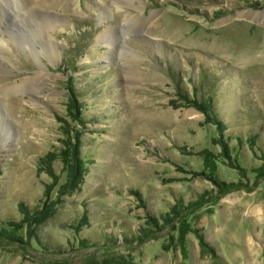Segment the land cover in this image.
<instances>
[{"label": "rangeland", "instance_id": "1", "mask_svg": "<svg viewBox=\"0 0 264 264\" xmlns=\"http://www.w3.org/2000/svg\"><path fill=\"white\" fill-rule=\"evenodd\" d=\"M0 264H264V0H0Z\"/></svg>", "mask_w": 264, "mask_h": 264}, {"label": "trees", "instance_id": "2", "mask_svg": "<svg viewBox=\"0 0 264 264\" xmlns=\"http://www.w3.org/2000/svg\"><path fill=\"white\" fill-rule=\"evenodd\" d=\"M202 93H204V92H202ZM200 100L201 101L195 100V101H197L195 103L198 105V107L200 108V110H202L205 114L206 113L207 114L209 113L210 116H211V118H212V121L215 122V124H217L219 126V128L223 129V124H221L218 121V119H217V117H216V115H215V113L213 111V108H212V98L210 96H206V97L202 96L200 98ZM75 158L81 160V157H79L78 154L76 155V153H75Z\"/></svg>", "mask_w": 264, "mask_h": 264}, {"label": "bare ground", "instance_id": "3", "mask_svg": "<svg viewBox=\"0 0 264 264\" xmlns=\"http://www.w3.org/2000/svg\"><path fill=\"white\" fill-rule=\"evenodd\" d=\"M52 22H53V21H51V20H50V22H49L48 20H47V21H46V20H43V23H44L45 25L47 24V26H48L49 28L52 27V25H51ZM38 24L41 25L40 21H38Z\"/></svg>", "mask_w": 264, "mask_h": 264}]
</instances>
